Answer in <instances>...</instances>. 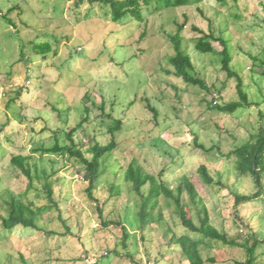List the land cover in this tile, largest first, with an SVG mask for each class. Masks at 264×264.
I'll return each mask as SVG.
<instances>
[{
  "label": "rangeland",
  "instance_id": "1",
  "mask_svg": "<svg viewBox=\"0 0 264 264\" xmlns=\"http://www.w3.org/2000/svg\"><path fill=\"white\" fill-rule=\"evenodd\" d=\"M142 15V22L114 23L107 7L89 0H0V71L3 81L12 84L0 101V214L5 215L9 196L35 207L47 204L42 181L34 177L41 170L53 173L57 206L38 220L39 231L19 226L5 231L0 225V264H199L192 252L200 236L182 226L163 196L154 214L157 219L161 213V220L139 224V198L125 180L132 162L173 189L188 177L210 224L229 239L243 244L253 234L264 240V205L254 201L235 211L234 192L249 195L255 189L249 177L236 175L230 155L259 124L264 126L259 62L264 0H201L160 10L150 5ZM182 23V49L206 89L186 84L168 64L174 54L168 36ZM195 28L227 43L230 67L242 78L251 107L233 114L209 107L214 100L224 105L238 99L236 79L227 78L221 68L217 40H211L215 53L195 50L200 36ZM45 43L50 51L40 54L35 46ZM114 120L121 121L117 147L103 161L104 172L93 191L96 204L85 192L75 158L41 151L55 143L70 145L67 135L82 121L72 141L89 158L94 143L109 142ZM17 155L28 157L31 187L10 162ZM200 165L220 185H204L197 173ZM111 187L120 189L118 197L111 196ZM181 200L188 217L198 223L186 192ZM197 251L205 264L246 261L243 247L210 242ZM252 264H264V244L255 248Z\"/></svg>",
  "mask_w": 264,
  "mask_h": 264
},
{
  "label": "trees",
  "instance_id": "2",
  "mask_svg": "<svg viewBox=\"0 0 264 264\" xmlns=\"http://www.w3.org/2000/svg\"><path fill=\"white\" fill-rule=\"evenodd\" d=\"M84 0H77V3H81ZM91 3H101L109 10V16L112 22L119 23L126 19H131L136 22L143 21L142 9L148 8L150 5H154L155 9H175L180 7L189 6L192 4H198L201 0H89ZM184 28V23L177 25V30L174 34L169 35V41L172 44L174 54L168 58V64L173 68V74L180 78L186 84L199 86L202 89H206L203 81L199 79L194 73V67L190 57L182 49V36L181 31ZM199 32L200 36L196 39L194 48L201 54L215 53L214 48L211 45V40H217L222 50L218 53L220 56L221 68L226 73L227 78L236 79V92L238 99L231 101L224 105H218L214 101L209 104L210 108H214L222 113L233 114L234 112L242 109H247L253 105L249 100L246 91L244 90L242 78L234 72L230 67L231 56L227 43L221 38H215L212 32L204 33L195 28ZM35 49L39 50L40 54H45L50 51V46L45 43L36 45ZM263 58L259 61L262 67V74H264V49L261 50ZM256 59L252 58V61ZM253 65V64H252ZM8 80L3 81L6 84ZM15 95L19 96L21 89H14ZM214 103V105H213ZM102 105L100 109H102ZM149 110L156 117V110L148 105ZM263 117V115H260ZM85 119V118H84ZM82 126V121L78 123L76 127L71 129L67 135L70 141V145L60 146L55 143L51 148L42 149L41 155L44 154H60L68 155L69 158H75L82 169L81 179L85 183V192L89 200L98 204V200L93 196V191L99 186L101 176L104 169L102 168L103 161L106 156L113 152L117 143L115 141V133L120 130L121 121L114 120L113 125L108 127V133L110 134V140L106 145H100L94 143L89 149L90 157L87 158L76 147L72 141V134ZM196 144V147L203 150L204 153H209L210 149L204 148L200 144ZM230 155L234 157V171L238 177H249L252 180L255 191L252 194L244 195L234 192V208H237L243 204L259 201L264 205V126L259 124L257 131L248 137V139L234 148ZM11 164L20 170V172L27 178L28 187L32 186L34 177L39 178L42 181V190L47 201V204L40 207H35L31 203L22 201L19 197L9 196L5 201V215L0 214V225L3 230L10 231L16 227L28 228L35 231H39L38 220L42 215L51 210V208H57L53 199V190L51 187L50 177L53 174H48L45 170H41L40 173L32 176L31 166L28 164V157H22L20 155L13 156L10 160ZM36 171V167L34 169ZM197 173L200 176L204 185L210 186L212 184L220 185V181L213 178L209 173L205 165H200L197 169ZM125 180L130 184V190L134 192L139 198V209L137 212V218L140 225L144 226L153 221L161 220V213L157 215L155 219V210L159 207V197L163 196L166 200V205L174 206V214L181 221L182 226L193 234H197L200 238L194 244L192 254L199 259V264H205L200 258L198 253V246L201 244L208 245L210 242L221 243L228 247H243L245 248L246 261L242 264H252L254 261V251L259 244H264V240H257L255 236L250 234L248 240H251V244L248 246L247 241L243 244H239L232 239H229L226 233L217 230L210 224L209 216L202 199L196 191L194 184L186 176L180 178L179 183L175 189L168 187L164 182L158 180L156 177L144 172L134 162L130 163L125 171ZM145 186L148 187L145 191ZM113 191L111 196L118 197L120 195V189L118 187H111ZM186 192L190 203L196 207L197 221L194 223L187 215L185 207L182 203V194ZM96 211L99 218L102 220L103 211L99 206H96ZM103 226L107 224L105 221H101ZM127 237V233L123 231V242ZM250 238V239H249Z\"/></svg>",
  "mask_w": 264,
  "mask_h": 264
},
{
  "label": "built area",
  "instance_id": "3",
  "mask_svg": "<svg viewBox=\"0 0 264 264\" xmlns=\"http://www.w3.org/2000/svg\"><path fill=\"white\" fill-rule=\"evenodd\" d=\"M3 76L2 73L0 71V101L3 99V97H5V91H7L8 89L12 88V84H9L8 82L6 84L3 83ZM28 82H26L27 84Z\"/></svg>",
  "mask_w": 264,
  "mask_h": 264
}]
</instances>
